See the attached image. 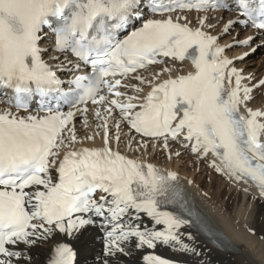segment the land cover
Returning a JSON list of instances; mask_svg holds the SVG:
<instances>
[{
	"label": "snow or ice",
	"instance_id": "6c2138e0",
	"mask_svg": "<svg viewBox=\"0 0 264 264\" xmlns=\"http://www.w3.org/2000/svg\"><path fill=\"white\" fill-rule=\"evenodd\" d=\"M210 6L209 0L177 4L180 9L198 11ZM228 6L229 10L238 7L241 15L262 30L261 36L234 38L231 44L221 45L220 36L181 23L180 17L145 18L144 0H0V88L4 95L10 89L17 108H22L34 94L46 97L59 93L65 82L74 84L80 104L110 103L121 110L122 119L137 133L163 138L164 147H168L169 136L175 140L184 133L188 141L184 147L191 146L192 152L204 156L214 154L220 160L219 165L213 161L217 171L250 181L264 194V122L259 119L264 111L248 108L247 115L241 112V106L253 99L252 88L241 86L242 70L232 67L234 59L224 55L226 49L264 40V0H230ZM150 7L152 11L175 10L155 2ZM235 23L247 26L248 20H229L223 35H229ZM49 30L54 45L47 44ZM49 49L65 55L72 67L61 63L59 68L66 73L79 70L82 61L91 67L92 75L60 79L43 59ZM69 53L78 60L67 59ZM248 54L243 52L235 59L243 60ZM161 55L179 61L188 58L194 69L155 84L140 104L133 103L139 97L128 96L127 102H121L100 95L104 86L108 93L124 96L116 90L122 81L115 77L155 64ZM50 59L59 60L60 56L51 55ZM134 78L151 84L141 76ZM259 83L264 86V79ZM63 95L67 100L68 94ZM46 111L43 116L27 117L11 111L0 113V264H13L14 257L25 255L13 246H32L37 239L47 240L57 232L71 235L85 257L99 255V264H120V257L132 256L135 250L155 249L158 242H175L180 245L178 250H190L179 234L190 221L161 208L163 204L184 207L175 186L177 173H162L153 164L113 151L106 121L102 126L104 145L67 151L58 164L59 182L53 183L49 172L63 147L62 133L68 130L69 143L76 141L74 127L69 128L75 112L47 106ZM96 115L100 116L99 110ZM115 139L119 142V135ZM40 186L44 190H39ZM97 191L101 193L98 200L94 198ZM133 210L136 220L146 213L164 229L141 230L140 224L132 223ZM84 214L89 215L86 218ZM93 216L103 218L99 227L106 232L98 254L95 235L88 232L97 223ZM77 255L69 243L57 242L47 264H76ZM142 259L145 264H178L151 252Z\"/></svg>",
	"mask_w": 264,
	"mask_h": 264
},
{
	"label": "bare ground",
	"instance_id": "6f19581e",
	"mask_svg": "<svg viewBox=\"0 0 264 264\" xmlns=\"http://www.w3.org/2000/svg\"><path fill=\"white\" fill-rule=\"evenodd\" d=\"M195 15L196 13H189L185 16L195 22L193 20ZM205 17L207 19L202 26L206 27L207 31L211 32L212 35L220 36L221 39L218 42L221 45L229 44L234 38L238 40L244 39L246 35L253 33L251 30H246L245 36L239 38L238 36L242 31H239L240 29L237 28L233 34H231L232 37L223 35L224 29L227 26V18L224 20V15L222 13H218L215 18L207 13L199 14V20L196 21L195 24H200V20ZM227 17H235V15L228 14ZM211 25H214L212 29L210 28ZM258 42L261 41H257V43ZM47 44L50 45V41H47ZM250 48L251 44L244 47H237L235 53L231 52L229 49H226L224 53V55L234 59L232 66L242 70V75H245L242 85L248 86L254 83L249 84L248 82L256 78L259 74L262 73L261 75H264V70H262L264 64L258 63V60H255V56L243 60L235 59V57L248 51ZM53 62L60 63L61 60ZM187 68V64L184 63L175 68V70H171V72L163 71L165 68L162 70L158 67L153 68L145 73L146 77L144 80L151 81V83L159 82L175 73H182ZM142 77L144 78V76ZM148 84L149 83L142 82L141 87L146 88ZM241 95H243V93ZM251 95L256 96L258 92L254 91ZM248 108L264 111V98L259 97L258 101L252 103L247 102L245 105L241 106V111L247 114ZM90 110L91 108L88 109L85 118V122L88 123V126H78L77 135L80 143H104V139L101 135L100 123L104 122L105 124L106 121L110 132L108 135L109 144L114 148L125 153H131L139 160H148L161 167H167L178 172L191 198L203 207L206 216L209 218L212 229L218 231L222 235L224 234L229 245L232 247L231 251L219 249L191 225L186 224L179 229V234L181 236V241L188 244L189 251L178 250L180 245L175 242L169 245L158 242V246L155 249L135 250L132 256L120 257V264H144L142 256L152 251L162 252L175 259L184 261L187 264H264V194H262L258 188L243 180H237L228 173L227 176L230 178L228 182H221L219 178L207 181L205 178L203 179L201 177L202 173L201 175L196 174L195 169H192L194 167V157L187 156L186 159L181 157L175 159L174 157L173 160L171 156H165L166 152L172 148L171 146H176V149L182 150V152L186 151L187 149L183 147V144L186 142L185 139L180 142L168 141V147H164L163 140L156 139L146 141L140 139L128 129L124 121L113 110L109 112L105 106L97 108L96 110L100 111L99 117L93 111L90 112ZM259 118L264 122V117ZM117 125H119V128H117ZM117 135L120 137L119 142L115 139ZM65 140L68 139H64V142ZM66 143L69 144V140ZM183 161H185V164L182 163ZM180 163H182L183 166H181ZM196 163L199 164V161L197 160ZM209 179H211V177ZM203 192H205V194H203ZM132 215V223L140 224L142 230H163L162 227L156 225L153 221L141 214L139 220L135 219V212H133ZM93 219H95L97 223L90 227L88 232L95 235L94 250L95 253L98 254L103 246L102 241L104 240L102 228L99 227L103 221H98V218ZM61 241H69L73 244L78 253L76 264H85V258L87 264H99L101 259L99 255L93 256L89 254L85 257V253L81 246L73 242V237L71 235L65 236L64 233L58 232L54 233V235L47 240H37V243L32 246H26L23 243L18 245L16 249L24 252L25 255L19 258L14 257L13 264H16L17 260H20L21 264H23L24 261H28V264H46L52 253L53 245ZM192 249H194V251H192Z\"/></svg>",
	"mask_w": 264,
	"mask_h": 264
},
{
	"label": "rangeland",
	"instance_id": "374dc122",
	"mask_svg": "<svg viewBox=\"0 0 264 264\" xmlns=\"http://www.w3.org/2000/svg\"><path fill=\"white\" fill-rule=\"evenodd\" d=\"M255 56V60L258 62V63H263L264 64V47H262V46H259V48L257 49V51H255L253 54H251L250 55V57H254ZM264 70V69H263ZM261 96H263L264 97V92H263V94L261 93L260 94ZM196 156V155H195ZM175 157V159H179L180 157L181 158H184V159H186V157H182V154H180L179 156L177 155V153H176V155H174L173 156V158ZM183 159V160H184ZM183 164H185V161H183L182 162ZM182 163H180L181 164V166H183L182 165ZM195 164V165H194ZM197 165V166H196ZM202 165V168H199V167H201L200 166V164L198 165L197 163H195L194 162V160H193V166L195 167H193L192 169H195V172H196V174H199V175H201V173H202V175H201V177L204 179H206L207 181H211V180H213L214 178L215 179H218L219 177L218 176H215V174L213 173V171H212V169L211 168H209L208 166L206 167V161H203V163L201 164ZM205 165V166H204ZM198 167V168H197ZM208 169V170H207ZM206 170V171H205ZM211 171V172H210ZM198 172V173H197ZM200 172V173H199ZM203 173H204V175H203ZM199 175H197V176H199ZM211 177V179H209ZM222 178H219V181H221V182H223L224 181V179H222Z\"/></svg>",
	"mask_w": 264,
	"mask_h": 264
}]
</instances>
